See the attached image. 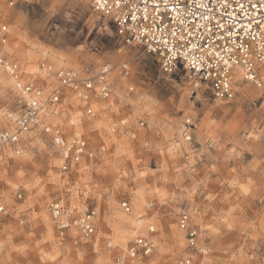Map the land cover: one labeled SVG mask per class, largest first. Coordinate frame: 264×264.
I'll use <instances>...</instances> for the list:
<instances>
[{"label":"rangeland","instance_id":"obj_1","mask_svg":"<svg viewBox=\"0 0 264 264\" xmlns=\"http://www.w3.org/2000/svg\"><path fill=\"white\" fill-rule=\"evenodd\" d=\"M65 5L63 17L56 22L58 12L50 9L58 11ZM0 8L3 15L10 11L4 16L9 28L6 50L22 65L24 81L50 90L60 67L88 66L94 73L104 62L115 66L127 61L131 69L128 77L110 75L113 92L118 90L127 100L123 109L117 105L113 110L111 97L105 107V100L94 96L88 103L94 116H87L85 101L65 91L68 99H62L54 121L64 131L71 127L73 135L79 131L96 150L94 158L83 160L70 174L61 173L58 152L42 147L39 131L22 135L19 154L0 150V201L5 206L0 213V264H123L126 237L134 234L154 240L148 264H177L187 254L200 264H248L253 255L264 261V88L239 81L233 96L220 101L199 82L201 96L193 95V78L181 70L167 74L154 54L125 44L111 22L92 10L89 0H0ZM0 70L4 75L0 100H8L0 103L2 129L13 126L10 114L17 115L20 94ZM186 93L192 104L180 117L170 115L174 97L180 95L175 102L179 110ZM186 118L192 122L194 145L211 163L189 171L185 157H170L166 164L159 152H153L160 166L168 168L166 178L162 173L159 184L152 177L136 184L124 177L127 153H140L139 143L132 138L143 126L155 125L159 142L171 148L173 139L179 143L184 136L175 127L177 121ZM73 119L78 122L75 126H71ZM125 119L130 127L122 123ZM205 145L214 147L205 149ZM77 185L89 193L86 198L80 194V203L87 199L96 213L95 231L88 239L77 236L74 227H69L67 236L59 235L48 211L53 199L71 207ZM157 187L168 193V205L162 206L159 197L150 195ZM140 188L144 192L138 195ZM188 190L195 194L187 197ZM145 193H149L146 200ZM124 200L128 211L121 206ZM162 207L167 215L159 211ZM183 211L200 228L206 254L186 247L184 233L176 224ZM150 226L155 233H148ZM144 259L135 263L142 264Z\"/></svg>","mask_w":264,"mask_h":264},{"label":"built area","instance_id":"obj_2","mask_svg":"<svg viewBox=\"0 0 264 264\" xmlns=\"http://www.w3.org/2000/svg\"><path fill=\"white\" fill-rule=\"evenodd\" d=\"M207 2L208 0H168L169 7L176 4V10L169 14L166 11L163 0H119V2L118 0H89L93 11L111 22L115 34L121 41L127 45L140 47L147 53L154 54L163 72L173 74L181 70L195 81L205 84L211 95L219 99L231 98L234 94V84H237L239 81L249 82L261 88V83L264 82V59L256 53L264 50V35H262L264 29H258L253 24L250 26L249 32L241 31L239 38L235 35L225 33L224 38L221 39L220 34L217 33L211 39H202V37H207L208 33L196 27L194 14H197L200 10L193 5L194 3ZM242 2L247 5L249 0H242ZM8 3L11 5L12 1ZM154 4L158 6L159 12L154 11ZM209 6L219 8V4L215 3ZM231 10L229 9V11ZM241 24H247V20L243 18V14H241ZM190 29L194 32V35L190 33ZM238 29L239 25H237ZM172 33L176 34L175 37H173ZM8 37V23L5 21L3 12L0 9V67L13 81L20 94L19 111L13 120V126L0 129V150L3 153L11 151L14 154H19L21 151L20 143L22 134L32 130L40 131L33 127L34 122L31 120L27 121V127L21 122L19 119L22 114L21 105H23L24 109H27L30 102H40L43 104V97L51 95V91L56 89L58 85H62L64 81H77L78 84L74 86V90L71 93H74L77 97L85 101L86 115L94 116L95 112L88 103L94 96H100L95 89L92 93H89L83 87L82 83L79 82H83L85 79H95L96 84L100 88H103L107 85H112L110 81L112 72H116L121 77H128L130 75V64L127 61L115 66L109 62H104L94 73L91 72L88 66L80 70L73 67H60L54 72V77L57 81L56 85L50 90H45L34 81L23 80L22 65L16 59L12 58L6 50ZM181 39H184L186 42L190 41L188 42L187 48L177 47V41ZM213 40H219V44L214 45L210 53L207 47L204 49L199 47L202 43L212 45ZM193 45L196 47H193ZM240 45H243V47L238 51L237 48ZM249 49L254 51H249ZM225 61L228 63L225 64ZM246 62L255 72L257 77L255 82L247 80L244 76L245 68L243 65ZM104 69L108 71L105 72ZM225 85H227V88H225ZM66 90L62 94L63 98L66 97ZM57 95H61V93L57 91ZM62 99L57 102L56 97H52L45 105L44 110L36 115L37 121H43L45 125L51 124L53 135L56 131L65 132L62 126L53 119V115L56 111H59V105ZM23 114L27 115V113ZM185 125H192L190 118L185 119ZM184 127V137H191V127ZM9 133H15V139H9ZM43 134L48 135L47 133ZM82 137L83 142L88 145V148L85 150L86 155L82 154L80 159L76 161V152L75 148H73L72 157L67 160V170L59 165L61 173L70 174L83 160L92 159L96 155V150L83 135ZM70 140L71 137L65 136V143ZM58 154L61 159L59 152ZM121 206L126 211L130 209L128 201L126 200L121 202ZM0 208L4 209L0 213L5 212V206L1 201ZM91 212L92 218L90 220L84 215L80 216V219L83 221L82 225H76L75 221L72 222L76 227L77 236L88 239L94 234L95 209L92 208ZM52 217L59 235L63 237L67 236L69 227L65 229L62 226L66 223L65 219H62L61 216L57 218L54 214H52ZM184 217H187V220ZM176 224L178 229L184 233L186 247L193 253L199 251L200 254H206L207 250L200 243L201 230L198 226L191 223L190 215L187 212L183 211L178 215ZM152 227L150 226L149 228ZM194 233L195 238L193 237ZM138 235L140 237V243H132V247H128L126 253V260L131 263L145 258V254L142 252L145 246L152 245L155 248L154 240L150 235ZM133 251L136 253L134 260L132 258ZM119 260L120 258H117V261ZM189 261H192V264H200L190 254L181 256L177 260V264H189Z\"/></svg>","mask_w":264,"mask_h":264},{"label":"snow or ice","instance_id":"obj_3","mask_svg":"<svg viewBox=\"0 0 264 264\" xmlns=\"http://www.w3.org/2000/svg\"><path fill=\"white\" fill-rule=\"evenodd\" d=\"M163 2L167 13L170 14L172 11L176 10V4H173L171 7H169L168 0H163ZM214 3L219 4V8L209 6L210 4ZM193 6L200 10L197 14H194V19L196 20V27L208 33L207 37H202V39L205 40L215 37L217 33L220 34L221 39L224 38L225 33L235 35L237 38H239V33L241 31L249 32L250 26L253 24H255L256 28L258 29H264V0H249L247 5L242 2V0H208L207 3H194ZM44 7H47V4H45ZM153 7L154 11L159 12V8L156 4H154ZM66 8L67 5H65V8L59 9L58 11L55 7L50 9V12L53 14H56L58 12V15L56 16V22H59V20L63 17V12ZM229 9L232 10L229 11ZM241 14H243V18L247 20V24H241ZM161 15H163V13H161ZM237 25H239L238 30ZM190 33L194 35V32L191 29ZM172 35L173 37H175L176 34L172 33ZM262 35H264V32H262ZM188 42H186L184 39L178 40L177 47L187 48ZM216 44H219V40H213L212 45L202 43L199 45V47L201 49L207 47L210 53L211 48ZM193 47L196 46L193 45ZM242 47L243 45H240L237 50L239 51ZM249 51L254 50L249 49ZM256 54L260 55L262 59H264V50ZM227 63L228 62L225 61V64ZM243 67L245 68V78L247 80L255 82L257 80V77L254 70L249 67V64L247 62L243 65ZM104 71L107 72L108 70L104 69ZM79 83H82L83 87H85L89 93H92L95 89L98 95L105 100V107H108L107 102L109 100V97H111V105L113 107V110H116L117 105H119L120 108L123 109V106L127 103V100L124 97L120 96L118 90L116 92H113V85H107L103 88H100L96 84L95 79H85L83 82ZM77 84V81H64L62 85H58L56 89H53L51 91V95L43 97V104L40 102H30L27 109H24L23 105H21L22 114L19 117L25 127L28 126V120L34 122L33 127L40 130L38 134L40 135V139L43 140L42 147L46 146V148L51 149L54 152H59L61 155L60 165L65 170H67V160L72 157V149L75 148V160L78 161L82 154L86 155L85 150L88 148L87 143L83 142L82 134L79 131H77L75 135H73L71 127L66 129L65 132L56 131V133L53 135V128L51 124L45 125L43 121H37L36 115L44 110L45 105L52 99V97H56L57 102H59L63 98L62 94L64 90L67 89L71 92L74 90V86ZM261 87L264 88V82L261 83ZM225 88H227V85H225ZM57 91H59L61 95H57ZM193 95H195V93H193ZM174 101H180L179 94L174 97ZM175 102L169 106V114L180 117L182 115L183 109L187 108V101L182 104V107L179 110L177 109ZM0 103L7 104L8 100L4 98L0 100ZM89 111H91V109H89ZM23 113H27V115H24ZM77 123L78 122L73 119L71 121V126H75ZM122 123L125 125H129V127L131 126L129 120L127 119L123 120ZM184 126L191 127V125H185V122L182 119H178L175 126L176 129L182 132ZM42 133H47V138H45ZM65 136L71 137V140L67 143H65ZM15 137V133H9V139H15ZM132 140L133 143H139L140 153L138 156L134 152L127 153V159L129 163L127 165V170L123 173V175L130 182L135 181L136 184L146 183L150 177L156 178V182L157 184H159V179L162 173L164 174L165 178L167 177L168 168H162L160 166L159 159L152 156L153 152H159V155L164 157L166 164L168 163L170 157H175L176 155L185 157L187 159L185 167L189 169V171H195V167H198L200 164L212 162L211 160L206 161L205 152L202 151L198 146L194 145L192 137L185 138L184 136H182L179 138V143L176 139H173L171 141L172 147L167 148V145L165 143L159 142L160 137L155 125L143 126L141 128V131H139L137 135L132 138ZM209 147L214 146L205 145V149ZM89 151H91V149H89ZM197 156L200 158L199 160L196 159ZM218 163L219 162L217 161V166ZM213 171H215V168L213 169ZM83 172L84 169H81V173ZM177 187H179V185H177ZM76 191L77 195L73 197L71 207H69L66 202L61 203L58 199H53L49 202L50 206L48 208V211L50 213L54 214L57 218L61 216V213L65 214L66 223L62 225L65 229L72 226L73 221H75L76 225H82L83 221L80 219L81 215H84L89 220L92 218V205L88 204L87 199H85V202L83 204L80 203L79 200L80 194H83L86 198L89 193L82 192L79 185H77ZM143 192L144 189L140 188L138 189L137 194L139 195ZM194 194L195 193L193 190L187 191V197H191ZM148 195L149 193H145V200L147 199ZM150 195H152L154 199L156 197H159L160 204L162 206L168 205V193L166 191H161L159 187H157L154 192L150 193ZM184 198L185 193L182 191L181 199ZM145 207L154 208V205L145 204ZM2 211H4V209L0 208V212ZM159 211L163 212L165 215L168 214L167 208L165 207H162L161 209H159ZM184 219L187 220V217H184ZM148 232L150 234L155 233V227L149 228ZM193 237L195 238V233L193 234ZM132 243H140L139 235L134 234L131 237H126L127 247L131 248ZM193 246L195 247V245ZM154 251L155 248L152 245H147L142 249V252L145 254V259L144 261H142V264H148V258ZM135 256L136 253L133 251V260L135 259ZM189 264H192V261H189ZM248 264H264V261H261L259 257L253 255L248 257Z\"/></svg>","mask_w":264,"mask_h":264},{"label":"bare ground","instance_id":"obj_4","mask_svg":"<svg viewBox=\"0 0 264 264\" xmlns=\"http://www.w3.org/2000/svg\"><path fill=\"white\" fill-rule=\"evenodd\" d=\"M9 5V4H8ZM10 6V5H9ZM7 7V6H6ZM11 7V6H10ZM1 9V8H0ZM3 9V8H2ZM7 9V8H6ZM8 11V10H7ZM5 12V11H4ZM8 12H10V11H8ZM8 12H6V14L8 13ZM3 15V16H7V15ZM8 17V16H7ZM0 69H1V67H0ZM0 77L2 78V77H4V75L1 73V70H0ZM189 85V84H188ZM188 85L187 86H185V89L184 90H187L188 89ZM199 86H201L200 85V83L198 82L197 83V81H195V82H193V84H192V86L191 87H193V89H192V91H191V93H197V97H199V96H201V93H202V91L200 90V88H199ZM234 86L236 87V88H238L239 87V85L238 84H234ZM189 94H191L190 92H188ZM189 94H187L186 93V95H182V99H181V101H183V102H185V101H187V105H191L192 104V101H190V99H189ZM65 99H68V98H65ZM217 100V99H216ZM218 100H220V101H223V99H218ZM98 104V103H97ZM96 106H98V105H96ZM102 108V104H99V106H98V108ZM99 108V109H100ZM58 112L59 111H56V113L53 115V119L55 120L58 116ZM15 119V115H13V114H10V121H13ZM23 135V138H24V134H22ZM63 214L64 213H62V215H61V217L63 216ZM131 214H134V212H132ZM141 221V220H140ZM139 222V221H138ZM139 224V223H138ZM70 227H74L75 229H76V227H75V225L74 224H72V226H70ZM182 233H183V231H182ZM127 250H128V247H127V249H126V253H127ZM126 253H125V256H126ZM122 257H124V255L122 256ZM124 261L122 262L123 264H128V263H130V264H136V263H131V262H129V261H127L126 260V258L124 257V259H123ZM118 263H121V262H118Z\"/></svg>","mask_w":264,"mask_h":264}]
</instances>
